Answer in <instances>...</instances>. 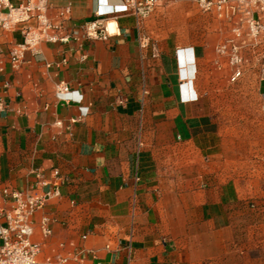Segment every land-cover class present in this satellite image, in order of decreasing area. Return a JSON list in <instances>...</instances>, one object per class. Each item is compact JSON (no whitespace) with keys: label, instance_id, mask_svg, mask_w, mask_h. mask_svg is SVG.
Masks as SVG:
<instances>
[{"label":"crops","instance_id":"1","mask_svg":"<svg viewBox=\"0 0 264 264\" xmlns=\"http://www.w3.org/2000/svg\"><path fill=\"white\" fill-rule=\"evenodd\" d=\"M160 2L140 23L116 14L105 39L43 42L18 67L8 52L22 32L0 27V190H59L31 217L38 264H264L251 241L264 242V213L244 201L241 177L246 133L257 126L261 141L264 127V13L258 38L239 40L232 79L229 51L217 50L232 22ZM48 3L54 19L70 5L69 30L100 1Z\"/></svg>","mask_w":264,"mask_h":264},{"label":"built area","instance_id":"2","mask_svg":"<svg viewBox=\"0 0 264 264\" xmlns=\"http://www.w3.org/2000/svg\"><path fill=\"white\" fill-rule=\"evenodd\" d=\"M99 1L93 18L83 22L79 28L66 30L62 21L70 16V5L59 9L57 18L54 19L49 15L48 0H0V27L8 31L19 29L23 37L8 52L11 64L18 67L27 51L39 55L43 42L69 43L81 39H105L112 32L108 30V22L112 17L118 13H127L140 23L154 10L157 0H120L119 4ZM194 1L200 11L211 14L220 21L232 22L235 37L227 38L218 45L217 50L229 51V61L234 67L232 79H235L241 74L244 63L240 42L246 36L254 41L262 30L261 18L256 14L264 13V0ZM85 56L82 54V58ZM2 70L3 59L0 51V71ZM59 87L63 91L67 90L64 83ZM1 106L3 102L0 100ZM0 191L9 203L7 208L0 210V216L4 218V225L0 227V264H38L37 255L41 246L32 239L34 229L31 217L48 198L59 195L57 184L52 189L41 192L37 186L28 190L3 187ZM48 223L47 217L41 218L40 229L44 236L51 233ZM44 264L69 262L66 257H49Z\"/></svg>","mask_w":264,"mask_h":264},{"label":"rangeland","instance_id":"3","mask_svg":"<svg viewBox=\"0 0 264 264\" xmlns=\"http://www.w3.org/2000/svg\"><path fill=\"white\" fill-rule=\"evenodd\" d=\"M161 6H166L172 11H177L182 6L187 7L191 13H193V16L197 17L200 16L202 19L200 20L205 25H211L218 19L214 18L211 14L204 13L200 11L196 7V3L194 0H161L160 2ZM156 6V5H155ZM155 10V7H154ZM153 10V11H154ZM152 11V12H153ZM149 17V16H148ZM164 17V16H163ZM253 131L247 132L246 136V149L248 150V164L246 165L244 169V174L241 175V177L244 179V183L246 186L245 190V199L253 209L254 213L260 214L264 213V127L262 128V138L261 141H255L254 139V131L257 130L256 127H252ZM242 129L243 128H238ZM256 129V130H255ZM259 134V133H258ZM244 135V133H243ZM259 226H256V223H253V230L259 229ZM253 246H261L264 244V242H260L259 238H256L255 235L251 239ZM258 247V246H257Z\"/></svg>","mask_w":264,"mask_h":264},{"label":"bare ground","instance_id":"4","mask_svg":"<svg viewBox=\"0 0 264 264\" xmlns=\"http://www.w3.org/2000/svg\"><path fill=\"white\" fill-rule=\"evenodd\" d=\"M113 27H114V21H109V22H108V30H109L110 32L112 31Z\"/></svg>","mask_w":264,"mask_h":264}]
</instances>
